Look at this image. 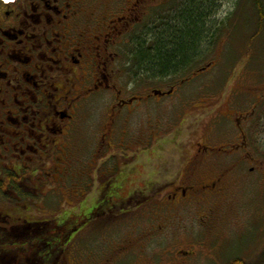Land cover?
Listing matches in <instances>:
<instances>
[{
	"label": "flooded vegetation",
	"instance_id": "af4514ba",
	"mask_svg": "<svg viewBox=\"0 0 264 264\" xmlns=\"http://www.w3.org/2000/svg\"><path fill=\"white\" fill-rule=\"evenodd\" d=\"M161 1L0 0V198L7 194L11 199L29 197L22 188L28 189L26 181L35 179L47 162L54 161L62 167L58 174L62 181L69 178L73 170L70 167L76 164L74 178L69 179L72 187H77L73 200L78 204L94 191L95 205L88 214L92 218L87 219L133 214L144 217L143 226L137 218L131 221V229H139L138 241L130 237L122 244L112 245L100 262L94 258L93 264H117L129 256L136 263L141 262L149 242L162 237L167 229L179 231L184 225L192 226L198 218L197 209L206 210V217L197 221L208 226L216 199L224 197L225 179L247 156L248 131L253 126L255 109L243 113L234 112L232 107L227 117L235 124L232 141L218 148L199 145L195 156L182 169L169 167L150 172L148 180H142L138 159L131 163L124 156L137 154L146 149L147 140L152 143L160 137L161 128L157 130L155 123L145 120V114L135 111L146 105L142 101L171 97L185 82L180 81L166 92L152 90L143 97H126L117 86V49L122 36L142 24L152 9L159 34L162 22H172L163 21ZM171 1L175 6L178 0ZM151 3L154 8L150 10ZM103 95L109 101L103 121L96 126L98 136H91L93 132L86 129L89 136L82 137L81 113H91L95 98ZM132 115L143 120L133 121ZM88 116L89 122L96 125L92 113ZM85 117L86 114L83 120ZM209 150L226 154L219 156L227 164L217 176L202 171L205 162L216 158L207 155ZM229 159L233 161L230 163ZM162 175L164 183L156 188V179ZM151 182L155 187L153 194L146 188ZM21 221L23 224L0 221V264L6 257L15 260L17 238L23 231L32 233L34 229L35 222ZM64 224L63 221L55 227L67 238L72 230L73 234L78 232V225L67 228ZM28 244L33 250V243L26 242L27 248ZM64 253L63 250L52 259L46 255L45 261L83 264L81 258ZM179 256L186 257H181L185 263L192 258L186 253ZM31 258L33 253L27 261Z\"/></svg>",
	"mask_w": 264,
	"mask_h": 264
},
{
	"label": "rangeland",
	"instance_id": "374dc122",
	"mask_svg": "<svg viewBox=\"0 0 264 264\" xmlns=\"http://www.w3.org/2000/svg\"><path fill=\"white\" fill-rule=\"evenodd\" d=\"M208 1L205 2L206 11L209 10ZM258 1L261 14L254 8L251 0H214L212 10L208 11L209 20L204 25V43L198 46L199 53L183 73L174 76H155L154 73L147 72L146 66L140 68L137 61L141 47L143 51L150 52L149 49L153 46L151 32H157L158 29L153 21L154 3H151L152 10L147 19L130 29L119 40L117 86L126 97H143L152 90L166 92L185 80L171 97L145 98L142 102L146 105L135 110L141 115L145 114L146 121L155 123L157 130L161 128L157 141L149 143L150 140H147L146 149L137 154L124 155L131 163L134 158L138 159L144 175L142 180H148L150 172L169 167L182 169L183 164L195 156L199 145L218 148L232 141L235 137V124L230 121L231 118H227L231 114V107L234 112L243 113L254 108L255 116L253 126L248 131L247 156L236 171L225 179L224 197L216 199L218 207L211 214L210 224L204 226L201 221L198 222L206 217V210L197 209L198 218H195L192 226L184 225L179 231L167 229L162 237L149 242L143 251L144 259L141 262L137 260L136 263V259L132 260V256H129L117 264H228L236 259L246 264H264V0ZM171 4V0L161 1L162 18L169 17L164 10L168 11ZM178 6L177 2L174 8L177 9ZM260 16L263 18L262 29L259 28ZM108 101L107 95L95 98L90 111L92 121H97L96 125L89 122L88 114L91 113H81L82 122L79 124L84 133L82 137L89 136L86 129L93 132L91 136L97 135L96 126H100L99 122L104 119ZM132 120L143 119L132 115ZM207 155L216 158L205 162L202 171L217 176L220 168L227 164L219 156L226 154L209 150ZM232 161L229 159L228 162ZM70 168L73 169L71 175L66 177V181H62L58 175L62 172V167L57 166L54 161L47 162L45 169L35 179L26 181L28 189L22 188L29 197L11 199L7 194L6 198H0V221L4 219L13 224H23L22 218L30 223L41 224L36 227L39 230H33L32 233L23 231L16 240L18 245L15 248V260L10 261L6 257V261L1 264H39L32 258L27 261L32 248L30 244V248H26L24 241L29 240L40 229L50 231L56 223L63 222L61 219L64 220L65 217L69 221L68 228H76L78 225L77 228L81 230L78 229L76 234L72 233L61 246H58L59 239L55 238L53 254L64 250V256L81 258L83 264H93L94 258L100 262L112 245L122 244L130 237L138 241L139 229L132 230L131 221L137 218V222L141 220V224L144 217L133 214L130 217L87 219L92 218L88 214L95 205L94 191L91 197L75 203L72 195L77 187H72L73 181L69 179H72L77 165L73 164ZM157 180L156 188L164 183V176ZM45 183L47 184L42 188ZM37 188H40V192L35 191ZM146 188L149 189V194L155 191L152 182ZM37 193L44 195L37 197ZM6 215L10 218H5ZM44 222L52 224L45 228L42 224ZM179 253L192 255V258L185 263L182 258L186 257L179 256ZM60 264H63V260Z\"/></svg>",
	"mask_w": 264,
	"mask_h": 264
},
{
	"label": "trees",
	"instance_id": "16d2710c",
	"mask_svg": "<svg viewBox=\"0 0 264 264\" xmlns=\"http://www.w3.org/2000/svg\"><path fill=\"white\" fill-rule=\"evenodd\" d=\"M177 2L179 4L177 9H173L174 6L171 5L170 10L167 11L169 17H163V20H172V22H162L160 34L158 31L151 32V43L153 46L150 47V52L143 51L141 47L137 55L139 67L146 66L147 72H152L155 76L170 77L171 75L183 73L193 61L194 56L199 53L198 46L203 44L205 40L206 31L204 25L209 18L208 11L212 10L214 0L208 1V11L205 10L206 0H178ZM251 2L254 8L261 14L262 9L259 1L251 0ZM260 20L259 28L262 29L263 18L261 16ZM260 29L258 33L261 32ZM208 39L211 40L210 37ZM61 220L65 222L64 225L67 227L69 221L67 220V222L65 219ZM42 224L46 228L48 224L52 223L44 222ZM40 225L39 223H35L33 230H39L36 227ZM50 231L40 229V231L34 232L33 237L24 241L25 243H33V260L38 261L39 264H47L45 261L46 255L52 259L53 257H59L61 254V250L53 254L55 238L59 239L60 244L58 246L66 243L67 236L64 233L55 232L57 231L56 227H51ZM72 231L74 233V230ZM25 243L23 245L27 248ZM228 264L246 263L240 259H236Z\"/></svg>",
	"mask_w": 264,
	"mask_h": 264
}]
</instances>
